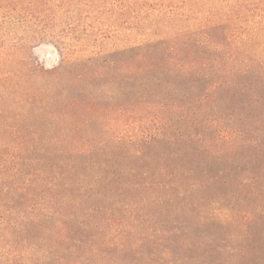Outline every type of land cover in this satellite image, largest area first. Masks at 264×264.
<instances>
[{
    "label": "rangeland",
    "instance_id": "374dc122",
    "mask_svg": "<svg viewBox=\"0 0 264 264\" xmlns=\"http://www.w3.org/2000/svg\"><path fill=\"white\" fill-rule=\"evenodd\" d=\"M0 264H264V0H0Z\"/></svg>",
    "mask_w": 264,
    "mask_h": 264
}]
</instances>
